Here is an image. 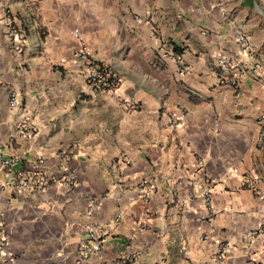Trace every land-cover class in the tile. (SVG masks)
<instances>
[{"label":"crops","instance_id":"obj_1","mask_svg":"<svg viewBox=\"0 0 264 264\" xmlns=\"http://www.w3.org/2000/svg\"><path fill=\"white\" fill-rule=\"evenodd\" d=\"M6 11L26 33L18 55ZM83 48L116 78L113 90L88 86ZM223 57L236 65L218 67ZM263 77L264 0H0V157L53 178L23 197L1 187L0 170L7 260L264 264V235L248 242L264 205L241 185L250 170L264 190ZM25 119L33 140L19 134ZM88 226L102 249L83 258Z\"/></svg>","mask_w":264,"mask_h":264},{"label":"built area","instance_id":"obj_2","mask_svg":"<svg viewBox=\"0 0 264 264\" xmlns=\"http://www.w3.org/2000/svg\"><path fill=\"white\" fill-rule=\"evenodd\" d=\"M3 24L5 29V34L10 40V49L15 54L18 55L22 51V43L25 39V30L21 25H17L16 18L12 13L7 12L3 18ZM72 36L79 42H82V37L78 29L72 31ZM241 47L243 49L248 48V39L241 35L239 37ZM78 56L86 60V71L85 78L88 86L96 92L107 93L113 90L116 86L117 80L109 69L101 64L97 63L95 60L91 59L90 52L88 49L83 48ZM172 59L180 61L179 56L172 55ZM217 65L220 68L231 69L236 63L233 59L228 57L219 58ZM251 72L255 76H261L263 69L258 64L251 68ZM264 79V77H263ZM11 103L15 104L14 96L11 99ZM169 124L173 123L170 119ZM19 134L27 139L33 140L37 136V132L34 127L26 119L21 123L19 128ZM264 144V134L261 132L257 138V145L262 147ZM19 158L16 156H10L8 158L0 157V170L9 174V178L1 184V187L8 191H18L23 197H28L32 194H40L50 186V182L53 180L52 175L43 170V167L39 165L33 171L17 169L19 164ZM142 188L146 189L145 195H150L153 191L154 185L149 180L143 179L139 184ZM242 188L249 191L257 199H259L264 205V190L261 187L259 178L256 177L252 171H246L241 180ZM205 204L208 209V216H212L213 209L211 207V199L209 193L205 195ZM96 206L92 204L88 213L91 214L96 210ZM120 216L117 217V221ZM86 240L78 248L79 254L83 258L89 256L98 255L102 249V233L98 227L88 226L85 231ZM259 235H264V225L259 226L256 230H253L248 235V242L252 241ZM6 239L0 233V261L9 262L10 264H15L14 259H8L6 252ZM222 259V253H218L215 256V261H220Z\"/></svg>","mask_w":264,"mask_h":264}]
</instances>
